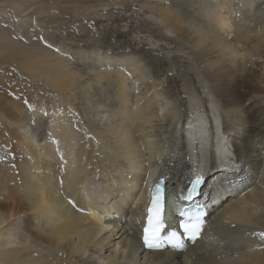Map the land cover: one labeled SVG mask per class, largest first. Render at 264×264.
Segmentation results:
<instances>
[{"label": "bare ground", "instance_id": "1", "mask_svg": "<svg viewBox=\"0 0 264 264\" xmlns=\"http://www.w3.org/2000/svg\"><path fill=\"white\" fill-rule=\"evenodd\" d=\"M42 1L52 3L33 4ZM104 1L121 3L36 0L23 10L40 13L34 22L43 28L45 7L63 15L50 16L49 25L81 17ZM150 1L157 3L141 9H157L211 83L223 109L224 135L214 130L220 116L208 102L212 133L205 136L203 101L192 91L189 103L180 98L178 82L159 64L151 73L143 48L132 47L120 58L96 54L99 67L85 72L67 57L33 54L25 44L3 40L0 70L9 67L1 63L10 58L5 55L17 58L51 101L30 98L0 74V94L9 101H0V137L11 154L0 160V264H264V240L256 235L264 231V0H209L199 8L207 24L201 28L173 6L159 5L165 0ZM15 2L0 0V10L9 5L21 12ZM87 74L93 79L87 81ZM235 81L241 84L236 92ZM44 111L49 115L42 131H22ZM210 143L218 151L211 162ZM230 147L235 166L225 165ZM197 174L202 182L191 199H182ZM158 180L165 186V219L178 222L187 204L209 210L204 208L201 237L194 244L183 239L184 249L148 250L142 244Z\"/></svg>", "mask_w": 264, "mask_h": 264}, {"label": "rangeland", "instance_id": "2", "mask_svg": "<svg viewBox=\"0 0 264 264\" xmlns=\"http://www.w3.org/2000/svg\"><path fill=\"white\" fill-rule=\"evenodd\" d=\"M13 1H16L15 3L21 8V12L14 10V8L9 5L5 6L6 10H0V20L3 17L6 22L4 25L0 24V30L1 27L5 28L0 32L1 43L4 42L3 40H7V42H14L22 46L25 44L29 52L33 54L44 52L45 54L50 53V55L54 56L60 55L64 58L67 57L68 59H66L73 63L72 65H74V67H78L85 72L99 67L97 55L99 58L104 56L120 58L122 55H125L124 53H132L130 52V48L132 47L143 48L144 51H146L144 52L146 55L143 56L142 59L151 73L157 68L156 67L154 70V65L159 64L160 68H166L167 77L169 76L174 79L175 82H178L180 86L179 90L182 92L180 98L184 99L185 97V101L188 100L187 103H189L191 98L187 92L192 91L193 97L197 94L196 97L198 98H195L197 101L200 103L203 101L201 103V108H203L205 112L206 120L204 121H206L207 131H205L206 129L202 128V126L200 129L203 135L206 134L205 136H207V133H212L209 122L211 117V120L213 119V115L210 110L208 111L206 109V105L210 107L208 102H211L212 104H210L215 106L218 113L216 114L220 116V122L217 128L218 130L215 129V127L214 130L220 133L221 126H223V119L221 117L223 109L221 103L213 94L210 86L211 83L205 78L204 74L201 73L199 67L197 68L199 65L192 62L190 58L192 57V51L185 47L184 42H181V39L177 37L175 32L166 27L165 23L158 15L157 9H141L143 3L155 5L157 1L120 0L123 4L120 3L119 5H113L110 4L109 1H104L108 4L103 7L98 6L100 3L98 2L92 10L86 11L81 17L70 16L65 18V20L60 19L49 25L47 23L51 22L52 16H59V18H62L63 15L55 10L54 7L49 9L48 6L44 8L42 12L43 15H41L43 16L42 18L45 19V22L42 23V26L44 25L43 28L34 22L36 18H39L40 13L33 12L32 10H23L25 7L24 5L28 6L32 2H36V0ZM51 3V1H42L33 4L51 5ZM208 3L209 0H165L164 4L159 5L165 7L169 5L173 6L174 9L178 11L180 17L182 16L186 22L194 18L195 21L192 25L195 28H201L206 27L207 24L199 12L200 9ZM41 36L44 37L52 47H47L43 40L38 39V37ZM57 49H59V51H57ZM5 56L10 57L9 59L5 57V59L2 60L3 62L1 61L2 64L5 62L4 66H9L4 68V71L0 70V74H2L1 77L5 79V83L18 85L19 88L21 87L20 89L23 90L27 89L29 91L27 96L30 98H37V101H40V96H42L45 99L42 103H49L51 98L41 90H38L34 77L22 70V62L18 61L17 58H13L10 54ZM6 60H11L12 62H7ZM86 76L90 77L87 81L93 79L90 74ZM167 77L163 78L165 81L162 85H167L170 80ZM244 84L248 87H252L250 82H245ZM240 86L241 84L239 81L233 82L231 91H238ZM13 96L14 95L11 94V97ZM101 99L104 98L101 97ZM0 101L9 104V101L3 97L2 94H0ZM11 107L13 109L15 108L13 104ZM34 115H32L31 120H29V124L25 127L26 129H22L23 132L26 131L31 134H38L46 127L45 122L48 116L41 118ZM8 116L9 115L5 114L4 119ZM33 116L35 119L37 118L36 123L32 122ZM39 118L41 119L39 120ZM190 126L199 130L192 122ZM203 127H205V125H203ZM198 132L200 133V131ZM211 138L212 135H210L209 139L211 140ZM3 143L0 137V160L6 161L8 156L11 157V154H9V147H6ZM228 145L231 146L229 143ZM229 156L230 158L226 160L225 165L235 166L236 156L232 147H230ZM216 159L217 157L215 160Z\"/></svg>", "mask_w": 264, "mask_h": 264}, {"label": "snow or ice", "instance_id": "3", "mask_svg": "<svg viewBox=\"0 0 264 264\" xmlns=\"http://www.w3.org/2000/svg\"><path fill=\"white\" fill-rule=\"evenodd\" d=\"M38 39L43 40L47 47H52L44 37H38ZM59 51V49H57ZM129 75H131L129 73ZM27 103V102H26ZM29 108H32V104L27 105ZM44 117H47L48 112H42ZM33 123H36L35 118L32 120ZM53 143L57 144V151H59L58 144L59 142L54 140ZM61 160L64 159L63 153H60ZM201 177L197 175L195 179L191 182V189L187 196L182 197V199L187 200L192 198V193L196 192L197 185L200 183ZM62 182V181H61ZM74 203L73 201H70ZM165 213V197L163 189L159 182L155 186V190L152 194L151 205L148 208L147 223L143 228L142 241L144 247L147 249H163L166 244H171L173 247L180 249L185 248V244L182 238V234L179 231L173 230L165 234V229L167 227L164 219ZM179 215L181 217H187L179 223V227L183 229V234H186L190 240L195 241L202 233L204 229V219L203 213L197 212L195 215L190 214L183 209L179 210ZM261 240H264V231L256 233Z\"/></svg>", "mask_w": 264, "mask_h": 264}, {"label": "clouds", "instance_id": "4", "mask_svg": "<svg viewBox=\"0 0 264 264\" xmlns=\"http://www.w3.org/2000/svg\"><path fill=\"white\" fill-rule=\"evenodd\" d=\"M211 124H212V123L209 122V126H211ZM211 130H212V129H211ZM222 132H223V131H222V126H221V131H220V133L223 134ZM205 147L207 148V156L210 158L209 161L212 160V157H215V156H214V153H215V152H216V155H217V157H218V154H217L218 151H216V150L214 149V146L211 145V146H205ZM198 154H199L200 157L202 158L201 153L199 152ZM209 166H210V165H209ZM194 179H195V177H194ZM201 179H203V178H201ZM158 182H159V180H158ZM159 183H160V182H159ZM163 183H164V182H163ZM183 189L185 190V187H184ZM189 191H190V190H189ZM190 205H191V206H190ZM185 206H186V207L189 206V208L192 209V204H187V205H185ZM208 212H209V210H208ZM168 221L170 222V223H169V226H170L171 223H172V221H175V220H174V218H173V219H167V222H168ZM142 244H143V241H142ZM143 246H144V245H143ZM144 248H145V247H144ZM145 249H147V248H145ZM148 250H152V249H148ZM177 250H178V249H177Z\"/></svg>", "mask_w": 264, "mask_h": 264}]
</instances>
